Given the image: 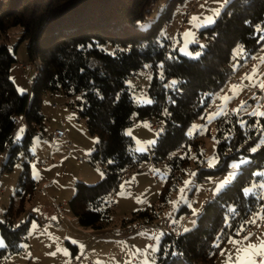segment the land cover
<instances>
[{
  "label": "trees",
  "instance_id": "trees-1",
  "mask_svg": "<svg viewBox=\"0 0 264 264\" xmlns=\"http://www.w3.org/2000/svg\"><path fill=\"white\" fill-rule=\"evenodd\" d=\"M183 0H0V32L20 26L27 59L37 57L41 66L32 76L28 92H20L10 77L13 51L0 42V152L2 169H11L20 149L28 151L34 133L43 134L41 96L61 92L74 97L87 131L97 137L90 162L102 164V176L93 183L74 182L67 200L78 224L94 229L112 220V195L123 173L138 170L143 162L161 164L164 183L156 204L133 211L125 222L150 223L160 214L170 194L182 181L189 163L185 151L192 146L197 157V181L228 169L230 160L247 156L234 178L208 198L194 225L175 234L164 231L154 264H212L230 235L246 230L249 218L264 205V116L229 110L215 118V160L204 164L198 136L187 128L208 107L213 91L227 84L241 66L246 68L264 44V0H228L214 21L199 31L200 55L180 53L165 31L174 8ZM239 48L236 55L235 49ZM236 60V62H235ZM149 65L147 88L151 103L136 104L126 79ZM160 68V72H158ZM241 71V70H240ZM172 81H177L172 85ZM228 85V84H227ZM19 117L24 133L12 141ZM162 121L161 131L149 152H134L124 132L132 119ZM157 120V121H156ZM256 146V151H251ZM27 160L0 220L4 245L0 258L22 249L28 219L15 226V211L23 209L35 189ZM247 189V192L245 191ZM190 210L181 205L176 217ZM72 251L77 246L67 241Z\"/></svg>",
  "mask_w": 264,
  "mask_h": 264
},
{
  "label": "rangeland",
  "instance_id": "rangeland-1",
  "mask_svg": "<svg viewBox=\"0 0 264 264\" xmlns=\"http://www.w3.org/2000/svg\"><path fill=\"white\" fill-rule=\"evenodd\" d=\"M227 1L183 0L181 4H177L174 8L172 21L164 28L172 45L176 46L182 54L184 52H200L199 48L192 49L191 45L202 43L199 38L195 40L199 36L200 29L214 21ZM160 2L164 3L165 0H160ZM21 32L20 26L10 27L6 32H0V42H5L11 50H14L15 61L10 65L9 74L16 88L20 92H28L32 76L36 71L34 62L40 67L41 60L34 57L33 69H27L26 66L32 64L26 60L27 51L25 41L20 40ZM239 50L238 47L235 49L236 55ZM253 59L254 61H251L249 65L253 67L252 71L245 76L243 83L235 86L225 84L213 91L208 107L187 128L189 135L196 134L198 136V148L201 150L204 164L207 166L213 164L215 160L216 138L214 135L217 116L229 110L257 115L264 113L262 110V106H264V44L261 45V50ZM243 69L244 66H241L239 71ZM28 70L29 75H27ZM158 72H160V68H158ZM150 78L149 65H144L127 77L126 84L136 104L151 101L147 92ZM241 85L240 91L236 92L235 88ZM249 86L256 87L253 90ZM73 101V96L67 97L58 91L44 92L41 96V112L44 116L43 134L38 131L32 135L28 151L19 150L18 159L11 169L3 170L0 164V220L4 218L11 199L16 195L15 190L24 160H27L30 175L36 182L31 198L25 202L23 209L15 211L13 219L15 226L28 219L26 240L22 243L20 251L1 257L0 264H90L91 261L94 264H154L155 253L164 230L167 228L177 234L191 228L205 201L223 189L236 175L239 167L232 169L231 165L236 163L240 166L248 160L247 156L230 160L228 169L223 173L208 175L205 179L197 181L193 168L196 165L194 161L197 157L192 146H187L185 151H179L183 155L184 152H187V156H189L185 174L177 189L170 194L167 203L160 210L159 216L150 223L125 222L133 211L156 204L159 191L164 183L163 166L161 164L154 165L149 161L143 162L140 169H129L123 173L114 193L115 196L112 195L114 210L111 222L97 229L80 226L69 211L67 203L74 192V182L82 180L86 183H93L98 180L97 175H101L103 170L99 161H95L93 164L90 162V154L97 137L88 133L85 120L79 115ZM61 120L65 121V124L61 123V127L70 131L68 140L73 147L75 142L79 146L89 145L85 153H66L65 156L63 153L66 151L60 149L64 160H57V158H61V155L58 156L56 152L60 146L56 140L51 145L48 135L53 132L54 126L60 124ZM152 122L133 117L131 123L125 126L124 132L131 137L134 152H149L152 149L156 137L162 129L160 126L162 121L158 120L159 124H156L161 129L153 127ZM25 127V120L23 117H19L12 137L14 143L20 140ZM260 141H264V133H262ZM5 156V151L0 152V162ZM43 157H48L49 163L44 167H39L38 162ZM77 157H81L80 161ZM83 166L91 170L86 177L80 171ZM53 167L60 169L58 182H54L52 179L47 181L48 173L50 170L52 173L51 168ZM152 170L156 177L149 174ZM229 173H234V175L229 177ZM225 180H228V183L221 187ZM57 186L58 188H56ZM44 190L47 193L46 197L41 193ZM51 195L60 200L64 206L66 214L59 213L53 207L59 214L66 216L64 223L58 222L59 215L52 209L50 210L53 205L51 204L52 200L50 201ZM37 199H41V201ZM41 202L44 205L37 206ZM181 205L187 206L190 213H183L176 217V212ZM248 221L249 225L244 232L230 235L227 238L216 252L212 264H264V255L260 254L264 249V205L255 210ZM94 231L98 233V236ZM74 233L84 237L79 240L80 248L75 253L67 245V241L71 243L73 240L75 241ZM110 234L113 237L106 238ZM83 240L85 242L82 244ZM94 240L104 242L101 250L93 248L95 244L89 249V242ZM3 245L4 241L0 234V247Z\"/></svg>",
  "mask_w": 264,
  "mask_h": 264
},
{
  "label": "crops",
  "instance_id": "crops-1",
  "mask_svg": "<svg viewBox=\"0 0 264 264\" xmlns=\"http://www.w3.org/2000/svg\"><path fill=\"white\" fill-rule=\"evenodd\" d=\"M241 87H242V85L240 86V87H236L235 89H236V92H239L240 91V89H241ZM63 121V122H62ZM61 123H63V124H65V121L64 120H61V122H60V124H57L56 126H54V128H56V127H61L62 125H61ZM53 128V129H54ZM52 129V130H53ZM65 132H66V138H56L55 140H56V142H57V144L60 146L58 149H57V155L58 156H60L61 155V151H59L60 149L62 150V149H64L65 150V148H64V144H65V140L66 139H69L70 138V136H68L69 134H70V131H68L67 129H65ZM73 140V139H72ZM88 146L89 145H87V146H82V145H80L79 146V144L77 143V142H75L74 143V147H73V154H75L76 152H83V153H85L86 152V150H87V148H88ZM90 148H92V147H90ZM59 151V152H58ZM66 154V152H64L63 153V155H65ZM66 156V155H65ZM61 158L59 159V158H57V160H64V158L62 157V155L60 156ZM78 161V160H77ZM80 161V160H79ZM67 162V161H66ZM53 171H52V173H51V170L49 171V177H48V179H47V181H49L50 179H52L54 182H58L60 179L58 178V174H59V171H60V169L58 168L57 169V167H55V169H54V167L53 168H51ZM89 168L88 167H86V166H83L82 168H80V171H82V173H84V176L86 177V175H88L89 174ZM56 171V172H55ZM91 171V170H90ZM149 174H150V172H149ZM151 175V174H150ZM102 176V174L101 175H97V178L99 179L100 177ZM151 176H153V175H151ZM155 177H156V175H154ZM61 185V187L63 186V183L62 184H60ZM56 188H58V186L56 187ZM53 190V189H52ZM56 192V191H55ZM41 193H43V194H45V197L47 196V193H46V190H44V191H42ZM51 196H53V195H51ZM115 195H113V197H114ZM56 198V197H55ZM57 199V198H56ZM38 201H41V199H37ZM58 200V199H57ZM50 201H51V198H50ZM60 201V200H59ZM62 201H64V199L62 198ZM52 204V203H51ZM43 206L44 204H43V202H41V204H38L37 206ZM36 206V207H37ZM38 208V207H37ZM52 209V211L54 212V213H57L59 216V220H58V222H62V223H64V221L66 220V216L64 215V214H66V212L64 211V214H59L54 208H53V205H52V207H50V210ZM56 211V212H55ZM58 224V223H57ZM95 232V231H94ZM74 235H75V241L73 240V243L77 246V250L80 248V243H79V240H81L82 238H84V237H81L80 235H78V234H76V233H74ZM95 235L96 236H98V233L97 232H95ZM100 235V234H99ZM93 237H94V234H93ZM111 237H113L112 236V234H110V235H107L106 236V238H111ZM101 239V238H100ZM85 240H86V238H85ZM85 240H83L82 241V244L85 242ZM103 240V239H102ZM99 241V240H94V241H91V242H89V244H88V247H89V249L91 248V246L93 245V244H95L94 246H93V248H95V249H98V250H101V248H102V244H104V242L103 241ZM71 243V242H70Z\"/></svg>",
  "mask_w": 264,
  "mask_h": 264
},
{
  "label": "built area",
  "instance_id": "built-area-1",
  "mask_svg": "<svg viewBox=\"0 0 264 264\" xmlns=\"http://www.w3.org/2000/svg\"><path fill=\"white\" fill-rule=\"evenodd\" d=\"M195 40H197V38H196ZM34 60H35L34 58H33V60H29L28 63H31V64H32V65H30V66H29V65L26 66L25 64H28V63L25 62L24 65L27 67V69H28V68H31V69H29V70H32V69H33V63H32V62H34ZM30 61H31V62H30ZM38 65H39V64H36V63L34 62V69H36L35 73L38 72V67H39ZM252 68H253V67H251V66H247V67L244 68L242 71H238L235 75H232L231 77L228 78L227 84H228L229 86H235V85H240V84H242V83H243V80H244V78H245V76L248 75V74H250V72L252 71ZM29 70H28L27 75L30 74ZM35 73H34V74H35ZM34 74H33V75H34ZM249 87H251V88L254 90L256 86H249ZM53 105L56 106V104H53ZM262 110H264V106H262ZM152 126H153V127H156V128H160L159 125H156V124H154L153 122H152ZM56 138H66V132H65V129H64L63 127H60V126H59V127H56V128L53 130V132H52L50 135H48V139L50 140L51 145L53 144V142H54V140H55ZM64 148H65V151H66L67 154H69V153H73V146H72V143L70 142V140H68V139L65 140V147H64ZM77 159L80 160L81 157H77ZM49 160H50V159H49L48 157H43V158H41V159L39 160V162H38L39 167H44L45 165H47V163H49ZM150 174L154 176V175H155V174H154V170H152V171L150 172ZM50 198H51V200H52L53 207H54L59 213H63V212H64V206H63L62 202H60L59 200H56L54 196H51ZM164 231H169V230L166 228ZM89 263H90V264H94L92 261L89 262Z\"/></svg>",
  "mask_w": 264,
  "mask_h": 264
},
{
  "label": "snow or ice",
  "instance_id": "snow-or-ice-1",
  "mask_svg": "<svg viewBox=\"0 0 264 264\" xmlns=\"http://www.w3.org/2000/svg\"><path fill=\"white\" fill-rule=\"evenodd\" d=\"M182 52H184L183 49H181ZM185 55H188L190 57L192 56H199L200 53L199 52H196V53H192V52H184ZM177 83V81H172L171 84L172 85H175ZM149 103H151V101H149ZM255 115V113H253ZM262 116H264V113H261ZM251 151L255 152L256 151V148H252ZM241 163H243V161H241ZM239 167L238 164L236 163H233L231 165V168L232 169H237ZM232 175H234V173H229V177H231ZM258 175H264V173H259ZM228 183V180H225L222 184H221V187H223L224 184H227ZM245 191L247 192V189H245ZM187 230V229H186ZM261 255H264V249L261 250Z\"/></svg>",
  "mask_w": 264,
  "mask_h": 264
}]
</instances>
